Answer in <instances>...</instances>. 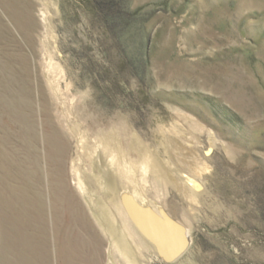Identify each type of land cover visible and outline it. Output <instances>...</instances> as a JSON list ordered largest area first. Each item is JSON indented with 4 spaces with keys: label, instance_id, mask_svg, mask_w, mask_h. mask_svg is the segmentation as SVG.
Listing matches in <instances>:
<instances>
[{
    "label": "rangeland",
    "instance_id": "obj_1",
    "mask_svg": "<svg viewBox=\"0 0 264 264\" xmlns=\"http://www.w3.org/2000/svg\"><path fill=\"white\" fill-rule=\"evenodd\" d=\"M134 190L188 230L176 262ZM105 216L139 264H264V0H0V264H127Z\"/></svg>",
    "mask_w": 264,
    "mask_h": 264
},
{
    "label": "water",
    "instance_id": "obj_2",
    "mask_svg": "<svg viewBox=\"0 0 264 264\" xmlns=\"http://www.w3.org/2000/svg\"><path fill=\"white\" fill-rule=\"evenodd\" d=\"M126 197L122 196L121 200L128 218L142 237L155 248L157 255L166 263L179 260L191 244L186 227L165 210H156Z\"/></svg>",
    "mask_w": 264,
    "mask_h": 264
},
{
    "label": "bare ground",
    "instance_id": "obj_3",
    "mask_svg": "<svg viewBox=\"0 0 264 264\" xmlns=\"http://www.w3.org/2000/svg\"><path fill=\"white\" fill-rule=\"evenodd\" d=\"M98 140L99 141L96 144L97 147L94 150L91 151V155H93V156L97 155L96 156V159H95L96 164H98L99 158H100L102 161L108 160L110 162L109 165L112 168V165L114 164V161L116 159L115 157L125 156L126 155V153L124 151H122V149L120 147L117 146V143L115 145L114 143H111V141H109V137L102 136V137L98 138ZM132 145L134 147V150L140 154L141 161L143 163V158H144V156H146V150H145L144 146H141L140 144L138 145V143H136L135 140L133 141V144ZM143 165H145V164H143ZM80 172L81 171L78 168H75L74 169V173H75V176H76L75 184H76L78 190L80 191V193L82 195H84L86 197V199L88 200L89 199L88 196L94 195V193L93 192H88V189L85 187V185H84V183L82 181V178L79 177ZM108 172H111V171L108 170ZM99 176H100L99 174H95L94 175V172H93V176L90 177V179H91L94 187L96 186L97 189H99L98 188L99 186L100 187H103V183L100 182ZM61 189L63 191L65 190V182L63 183V186H62ZM133 192L134 193L132 194V193H130V191H123L121 193V195H120V201H121V203H122V200H121V197L122 196L131 197L134 200H136L138 202H141V201H139L136 198V197L142 198L141 197V194L137 190H134ZM141 203H143V202H141ZM122 207H123V205H122ZM124 211H122V213H123L125 219L127 220V222H130L129 221V218L127 217L128 215L126 216L125 213H124ZM98 219H97V221H98ZM99 221H100V219H99ZM100 224H102V223H100ZM103 224H104V228H105V233L110 238L111 245L118 251V253L121 255V257L126 261V263L127 264H139V261H138L136 255H134V252L132 251L131 247L129 246V243L127 242V238L125 237V235L122 232H120L119 230H117V228L115 226V222H113V220L110 219L108 216H105V221H104ZM20 239L22 240L21 247H23L24 249L30 251L32 249L31 239L27 235H25L24 237H22ZM21 240H19V241H21ZM68 258H69L68 259L69 260V264H72L73 261H74L73 258H75V256L73 254H71V255H69Z\"/></svg>",
    "mask_w": 264,
    "mask_h": 264
}]
</instances>
